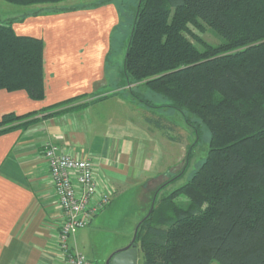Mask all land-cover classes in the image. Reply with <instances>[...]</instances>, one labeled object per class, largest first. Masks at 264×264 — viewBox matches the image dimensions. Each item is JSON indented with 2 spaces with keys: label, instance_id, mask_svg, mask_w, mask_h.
Here are the masks:
<instances>
[{
  "label": "trees",
  "instance_id": "1",
  "mask_svg": "<svg viewBox=\"0 0 264 264\" xmlns=\"http://www.w3.org/2000/svg\"><path fill=\"white\" fill-rule=\"evenodd\" d=\"M3 1L39 6L33 15L77 8L68 0ZM16 19L0 22V89L42 100L45 43L18 35ZM203 24L222 42L200 38L192 27ZM124 69L210 131L208 154L189 181L138 223L132 243L143 264H264V0H139ZM38 112L5 114L0 134ZM179 193L190 197L187 206L174 201Z\"/></svg>",
  "mask_w": 264,
  "mask_h": 264
},
{
  "label": "crops",
  "instance_id": "2",
  "mask_svg": "<svg viewBox=\"0 0 264 264\" xmlns=\"http://www.w3.org/2000/svg\"><path fill=\"white\" fill-rule=\"evenodd\" d=\"M64 5L77 8L33 15L39 6L6 10L0 3V22L17 18L13 28L18 35L45 43V98L0 89V120L7 113L39 111L0 134V264H68L59 250L64 217L43 153L46 142L91 159L100 188L114 194L131 181V163L142 144L130 123L132 112L148 115L132 98V91L143 85L129 80L125 58H110L122 23L120 6L115 0H68ZM152 187L150 192L161 186ZM99 212L93 220L101 224L105 213ZM69 244L75 246L70 239Z\"/></svg>",
  "mask_w": 264,
  "mask_h": 264
},
{
  "label": "rangeland",
  "instance_id": "3",
  "mask_svg": "<svg viewBox=\"0 0 264 264\" xmlns=\"http://www.w3.org/2000/svg\"><path fill=\"white\" fill-rule=\"evenodd\" d=\"M72 1L86 3L91 0ZM115 1L121 9L122 23L114 34L110 58L123 60L139 0ZM0 3L6 10L21 7L3 0ZM192 29L211 44H219L223 40L206 24L201 29L194 26ZM133 92L132 98L136 101L146 100L156 108H144L155 119L154 122H149L142 110V113H131V132L142 143L137 147L135 163H131V181L123 183L116 194L108 190L112 200L100 211L105 213L101 224L98 220H93L91 225L79 229L70 238L93 264H107L108 257L129 246L134 241L140 220L153 206L157 207L164 197L189 181L209 150L210 131L207 127L198 125L193 119L189 124L180 111L169 108V101L153 92L147 85L139 86ZM156 121L161 122L164 127L156 126ZM129 147L133 152L134 145ZM155 184L161 187L150 192ZM174 201L185 207L190 203V197L179 193L175 195ZM137 264H143L141 253ZM211 264L220 263L213 261Z\"/></svg>",
  "mask_w": 264,
  "mask_h": 264
},
{
  "label": "built area",
  "instance_id": "4",
  "mask_svg": "<svg viewBox=\"0 0 264 264\" xmlns=\"http://www.w3.org/2000/svg\"><path fill=\"white\" fill-rule=\"evenodd\" d=\"M64 221L59 231V250L68 264H93L69 239L91 223L95 215L111 201L110 193L101 189L94 164L89 158L71 156L52 142L44 144Z\"/></svg>",
  "mask_w": 264,
  "mask_h": 264
},
{
  "label": "water",
  "instance_id": "5",
  "mask_svg": "<svg viewBox=\"0 0 264 264\" xmlns=\"http://www.w3.org/2000/svg\"><path fill=\"white\" fill-rule=\"evenodd\" d=\"M139 255V247L131 243L126 248L120 249L112 254L108 258L107 264H137Z\"/></svg>",
  "mask_w": 264,
  "mask_h": 264
},
{
  "label": "flooded vegetation",
  "instance_id": "6",
  "mask_svg": "<svg viewBox=\"0 0 264 264\" xmlns=\"http://www.w3.org/2000/svg\"><path fill=\"white\" fill-rule=\"evenodd\" d=\"M109 258V257H108ZM108 260V259H107ZM106 263H107V261H106Z\"/></svg>",
  "mask_w": 264,
  "mask_h": 264
}]
</instances>
